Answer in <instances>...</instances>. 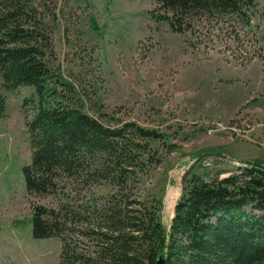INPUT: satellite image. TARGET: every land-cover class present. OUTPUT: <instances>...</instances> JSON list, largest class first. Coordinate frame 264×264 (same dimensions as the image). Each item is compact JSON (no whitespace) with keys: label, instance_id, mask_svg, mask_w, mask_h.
<instances>
[{"label":"trees","instance_id":"obj_1","mask_svg":"<svg viewBox=\"0 0 264 264\" xmlns=\"http://www.w3.org/2000/svg\"><path fill=\"white\" fill-rule=\"evenodd\" d=\"M155 1L161 11L155 15L158 20H167L172 31L189 32L194 39L200 29L212 34V22L219 19L250 25L256 5L255 0ZM68 3L0 0L1 85L12 90L32 86L37 96L27 122L32 149L31 161L23 167L27 192L56 193L62 175L86 186L106 182L117 188L100 214L90 206L74 213L73 221L90 224L83 235L95 241L94 249L84 253L64 237L60 264H264L263 162L243 160L245 166L223 177L194 173L176 203L168 233L160 223L159 198L126 193L129 184L136 187L140 175L162 162L151 140H163L167 134L102 112L97 89L86 75V65L97 61L96 46L87 44ZM60 29L68 49L62 59L55 40ZM255 55L244 58L249 61ZM62 64L68 66V77ZM90 72L97 73L94 80H102L100 64ZM5 105L0 92V117ZM94 217L103 220L93 223ZM62 225L54 209L33 205V237L62 234Z\"/></svg>","mask_w":264,"mask_h":264},{"label":"rangeland","instance_id":"obj_2","mask_svg":"<svg viewBox=\"0 0 264 264\" xmlns=\"http://www.w3.org/2000/svg\"><path fill=\"white\" fill-rule=\"evenodd\" d=\"M255 1L250 25L213 21L212 34L196 32L198 46L188 42L195 40L193 34L174 32L167 20L155 17L161 12L155 0H69L67 5L87 44L96 46L97 61L86 65V75L97 89L102 112L167 134L151 140L162 162L126 190L160 199L159 219L166 233L194 173L210 179L245 166L243 160L264 163V0ZM55 40L62 59L68 50L62 29ZM98 64L102 80L90 72ZM67 68L62 64L66 77ZM0 92L6 101L0 117V264H60L64 237L90 254L95 241L83 233L91 226L73 221V215L87 206L100 214L117 188L106 182L86 186L62 175L56 193H28L23 175L32 151L27 122L37 96L32 86L12 90L1 81ZM96 116L108 122V117ZM247 123L254 128L246 137H235L230 126L247 129ZM34 204L58 212L64 233L33 237ZM94 218L93 223L103 220Z\"/></svg>","mask_w":264,"mask_h":264},{"label":"built area","instance_id":"obj_3","mask_svg":"<svg viewBox=\"0 0 264 264\" xmlns=\"http://www.w3.org/2000/svg\"><path fill=\"white\" fill-rule=\"evenodd\" d=\"M246 126H247V129H242L239 126V124H234V125L232 124L230 126V129L232 130V132L235 135V137H238V136L246 137L247 136L246 133H249L254 128V126L250 125V123H247ZM248 127H249V129H248ZM262 145H264V135H263V139H262Z\"/></svg>","mask_w":264,"mask_h":264},{"label":"crops","instance_id":"obj_4","mask_svg":"<svg viewBox=\"0 0 264 264\" xmlns=\"http://www.w3.org/2000/svg\"><path fill=\"white\" fill-rule=\"evenodd\" d=\"M235 160H239V159H237V158H234ZM251 160V159H250Z\"/></svg>","mask_w":264,"mask_h":264},{"label":"water","instance_id":"obj_5","mask_svg":"<svg viewBox=\"0 0 264 264\" xmlns=\"http://www.w3.org/2000/svg\"><path fill=\"white\" fill-rule=\"evenodd\" d=\"M223 176H226V175H222V177H223Z\"/></svg>","mask_w":264,"mask_h":264}]
</instances>
